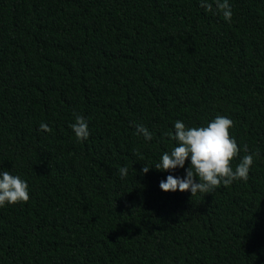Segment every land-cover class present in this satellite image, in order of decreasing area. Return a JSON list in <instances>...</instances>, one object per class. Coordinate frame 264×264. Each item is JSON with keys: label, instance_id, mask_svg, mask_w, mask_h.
<instances>
[{"label": "trees", "instance_id": "1", "mask_svg": "<svg viewBox=\"0 0 264 264\" xmlns=\"http://www.w3.org/2000/svg\"><path fill=\"white\" fill-rule=\"evenodd\" d=\"M229 3L0 0V169L30 193L0 208V264H264V0ZM217 115L246 181L191 197L159 187L184 169L141 172Z\"/></svg>", "mask_w": 264, "mask_h": 264}, {"label": "clouds", "instance_id": "2", "mask_svg": "<svg viewBox=\"0 0 264 264\" xmlns=\"http://www.w3.org/2000/svg\"><path fill=\"white\" fill-rule=\"evenodd\" d=\"M199 5L205 11H212L215 7L225 21L231 20L229 0H199ZM135 127L137 135H142L146 141L152 140L153 134L147 127L142 124ZM232 127L233 121L224 115H217L199 126H188L176 120L173 131L167 133L175 145L163 152L153 167L143 165L141 172L146 174L150 168L167 172L184 169L183 177L169 174L160 181L159 187L164 192L188 191L191 197L198 192L210 194L221 184L227 186L236 180L246 181L255 153H249L247 145L238 147L236 137L230 135ZM70 128L79 141L87 140L90 135L88 121L82 115L75 117ZM40 129L50 131L44 122L40 123ZM241 151L247 154L241 156L233 168L232 161ZM186 161L189 162L187 168ZM118 173L123 179L128 169L120 167ZM29 198L28 182L11 170L0 169V208L27 202Z\"/></svg>", "mask_w": 264, "mask_h": 264}]
</instances>
